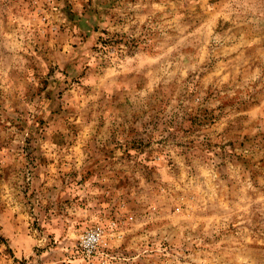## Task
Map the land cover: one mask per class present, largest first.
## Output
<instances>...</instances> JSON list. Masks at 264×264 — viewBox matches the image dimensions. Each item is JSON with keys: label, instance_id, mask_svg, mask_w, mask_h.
<instances>
[{"label": "rangeland", "instance_id": "rangeland-1", "mask_svg": "<svg viewBox=\"0 0 264 264\" xmlns=\"http://www.w3.org/2000/svg\"><path fill=\"white\" fill-rule=\"evenodd\" d=\"M0 264H264V0H0Z\"/></svg>", "mask_w": 264, "mask_h": 264}]
</instances>
